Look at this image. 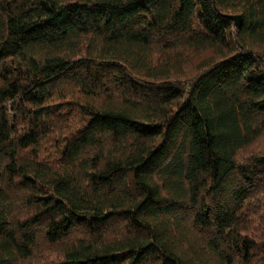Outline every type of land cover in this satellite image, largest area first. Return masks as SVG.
I'll list each match as a JSON object with an SVG mask.
<instances>
[{"label": "trees", "instance_id": "obj_1", "mask_svg": "<svg viewBox=\"0 0 264 264\" xmlns=\"http://www.w3.org/2000/svg\"><path fill=\"white\" fill-rule=\"evenodd\" d=\"M0 264H264V0H0Z\"/></svg>", "mask_w": 264, "mask_h": 264}, {"label": "water", "instance_id": "obj_2", "mask_svg": "<svg viewBox=\"0 0 264 264\" xmlns=\"http://www.w3.org/2000/svg\"><path fill=\"white\" fill-rule=\"evenodd\" d=\"M229 17L234 20L235 24H239V15H229Z\"/></svg>", "mask_w": 264, "mask_h": 264}, {"label": "rangeland", "instance_id": "obj_3", "mask_svg": "<svg viewBox=\"0 0 264 264\" xmlns=\"http://www.w3.org/2000/svg\"><path fill=\"white\" fill-rule=\"evenodd\" d=\"M46 259H47V260H50V259H52V256H47ZM44 263H45V262H44Z\"/></svg>", "mask_w": 264, "mask_h": 264}]
</instances>
